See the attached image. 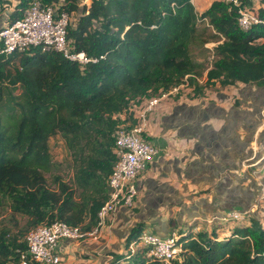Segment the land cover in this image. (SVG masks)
Masks as SVG:
<instances>
[{
  "label": "trees",
  "instance_id": "obj_1",
  "mask_svg": "<svg viewBox=\"0 0 264 264\" xmlns=\"http://www.w3.org/2000/svg\"><path fill=\"white\" fill-rule=\"evenodd\" d=\"M29 1L15 0L8 18L19 16ZM41 1L75 14L66 46L97 59L79 62L39 49L0 55V206L7 204L16 226L0 228V264L17 263V248H26L23 237L38 224H96L109 196L115 129L136 121L130 104L185 81L193 96L216 84L264 88V24L241 27L236 6L226 0H212L200 12L192 0H88L82 6L79 0ZM244 3L252 7L253 0ZM256 11L264 19V6ZM193 46L211 60L196 57ZM57 134L73 175L69 182L52 174L51 187L45 174L61 166L50 152ZM17 214L25 219L20 226ZM248 220L223 238L215 229L183 237L182 258L168 264H264V223L255 214ZM145 226L141 220L130 228L126 250L113 254L111 264H163L146 256L147 247L128 248Z\"/></svg>",
  "mask_w": 264,
  "mask_h": 264
},
{
  "label": "crops",
  "instance_id": "obj_2",
  "mask_svg": "<svg viewBox=\"0 0 264 264\" xmlns=\"http://www.w3.org/2000/svg\"><path fill=\"white\" fill-rule=\"evenodd\" d=\"M194 1L200 12L212 0ZM200 3L203 6L199 7ZM252 6H264V0H253ZM248 88L251 100L246 101L241 100L242 91L240 98L231 101L228 97L215 102L206 97L189 99L180 93H170L160 101L150 114L144 134L159 151L135 178L138 192L134 209L130 212L118 208L106 219L98 239L63 240L61 264H111L113 254L126 250L130 228L141 220L145 228L159 235L187 230L197 237L199 231L210 233L214 227L218 231L220 224L225 229L218 238L228 235L234 225L207 222L205 218L249 207L251 195L261 187L252 182L262 176L256 174L261 168L250 172L248 165L253 157L250 135L253 141L264 125L255 106L264 104V91ZM209 134L216 138L210 139ZM214 142L220 146L211 156L206 144ZM258 151L254 150V154L258 155ZM226 190L232 191L231 198L226 196Z\"/></svg>",
  "mask_w": 264,
  "mask_h": 264
},
{
  "label": "built area",
  "instance_id": "obj_3",
  "mask_svg": "<svg viewBox=\"0 0 264 264\" xmlns=\"http://www.w3.org/2000/svg\"><path fill=\"white\" fill-rule=\"evenodd\" d=\"M63 1V0H62ZM237 8V19L241 27L247 29L252 24L262 23L264 19L258 12L244 3V0H226ZM73 12L59 10L57 3L47 4L41 0H30L21 14L14 19L0 23V55L12 52L58 51L72 60L86 62L89 58L83 51L70 52L66 46V31ZM102 57V56H101ZM172 86L160 94L142 98L140 103H132L128 111H133L136 121L120 123L115 129L113 151L115 162L107 177L109 196L97 211V222L90 229L63 220L41 223L26 232L23 239L25 249L17 248L19 258L16 264H61L64 260L62 241L81 240L87 237L98 239L106 219L120 207L132 211L138 192L135 178L143 172L158 154V147L148 141L144 134L148 119L160 101L172 93L173 89L184 85ZM123 118L126 114H119ZM251 210L232 209L206 217L207 222L221 223L227 220L245 221ZM193 238L189 231L172 230L167 235H159L151 229L143 228L136 241L128 248L147 247L146 256L157 258L163 264L173 259L180 260L184 250V238Z\"/></svg>",
  "mask_w": 264,
  "mask_h": 264
},
{
  "label": "rangeland",
  "instance_id": "obj_4",
  "mask_svg": "<svg viewBox=\"0 0 264 264\" xmlns=\"http://www.w3.org/2000/svg\"><path fill=\"white\" fill-rule=\"evenodd\" d=\"M11 2V5H7L6 3L0 5V23H3L7 20V15L9 13V10H12V7L14 6V2L15 0H9ZM200 1V0H198ZM80 5H84V4H88V0H79ZM194 6H195V1L192 0ZM201 6H203V4H199ZM256 5V4H255ZM196 8V7H195ZM252 8L254 10H256V6H252ZM72 18L75 19V14L73 13ZM204 23H200V26H203ZM208 27V31L207 32H212L213 28L211 26H207ZM214 44V42H207L205 43L204 46L206 47H211ZM192 52L193 54L197 55L196 57H198L199 59H208L211 60L212 56H207V52L203 53L200 49L199 46H193L192 47ZM203 77L200 78V81H203ZM185 83L184 85L178 87L177 90L172 91V93L174 95H182L183 98H199L202 99L204 97L207 98V100L210 101H220V100H224L226 99V97L229 98V100L231 101V99L236 98L237 96L240 98V92L242 91L241 94V100H249L251 97V94L246 93L247 90H249L248 87H251L253 91L255 92H261L264 91L263 87L257 86L256 84L253 83H237V84H228L225 86H220L218 84L216 85H209L204 93L202 95H198V96H193L192 93V88L190 87V85H187V81L182 82ZM242 86H245L247 88H243ZM241 88V89H239ZM170 95V94H169ZM181 96V97H182ZM247 96V97H245ZM168 98V97H167ZM166 99V97H164L162 100ZM237 99V98H236ZM264 99V97H263ZM161 100V101H162ZM251 100V99H250ZM249 104V103H247ZM245 105V104H244ZM246 106V105H245ZM255 106H257L258 112H261V121L264 122V104H255ZM263 129H261L259 131V133H256L255 135V139L253 141L252 140V136L250 135V142H252L253 144V148H252V153H253V157L250 156L249 158V165H248V170H250V172L252 171H257L259 170L258 168H261L260 171H257L256 174H261L262 176H258L257 178H254V180L252 182H254V184L256 185L257 182L258 184L261 186L260 188H258L255 191V194L252 196L250 203H249V207L248 209L251 210V214H255L256 216H258V218L261 220L262 223H264V182H262V177L264 178V125L262 127ZM253 130V128H252ZM254 131V130H253ZM251 132V130H250ZM253 134V133H252ZM257 137V138H256ZM50 144V152L52 154V157L54 160L61 162V166L59 169L53 171V172H48L46 173V178H47V183L49 186H54L53 183V178H52V174L54 173H58L64 180L71 182L72 181V175H73V169L71 167L70 164V154L69 151L65 145L64 140L62 139V137L57 134L54 135L53 137L50 138L49 141ZM254 150H260L258 151L259 154L256 155L254 154ZM257 161V162H256ZM258 164V167L257 165ZM252 170V171H251ZM254 174L253 176L255 177ZM251 181V180H250ZM249 214V215H251ZM247 216L245 221H239V220H227V221H223L225 224H229L231 226L235 225V224H245L248 220ZM18 219L19 222V226L22 225L24 223V217L20 216L19 214H17L15 216ZM13 220H12V215L10 213V210L7 207V204L4 203L3 205L0 206V228L2 226H8L11 231H14L16 226H14L13 224ZM220 228L218 229V231H215V234L218 236L220 235L219 232L223 231L225 228L221 227V224L219 225ZM227 226V225H226ZM145 228V227H144ZM216 229V227H214ZM228 228V226H227ZM223 229V230H222ZM221 236H223V233L221 234ZM221 238V237H220ZM121 264H125V261L123 260L121 262Z\"/></svg>",
  "mask_w": 264,
  "mask_h": 264
},
{
  "label": "water",
  "instance_id": "obj_5",
  "mask_svg": "<svg viewBox=\"0 0 264 264\" xmlns=\"http://www.w3.org/2000/svg\"><path fill=\"white\" fill-rule=\"evenodd\" d=\"M208 137L210 139H213V138H216V135L214 134H209ZM205 138V136L201 137V139ZM220 146L219 142H214V143H207L206 144V147H207V151H208V155H211V156H215L216 154V151H217V148Z\"/></svg>",
  "mask_w": 264,
  "mask_h": 264
},
{
  "label": "flooded vegetation",
  "instance_id": "obj_6",
  "mask_svg": "<svg viewBox=\"0 0 264 264\" xmlns=\"http://www.w3.org/2000/svg\"><path fill=\"white\" fill-rule=\"evenodd\" d=\"M250 188H251V184H250ZM251 193H252V192L250 191V194H251ZM225 194H226V196H229V198H231V196H232V191H231V190H226ZM251 196H253V194H252ZM229 201H230V200H229Z\"/></svg>",
  "mask_w": 264,
  "mask_h": 264
},
{
  "label": "clouds",
  "instance_id": "obj_7",
  "mask_svg": "<svg viewBox=\"0 0 264 264\" xmlns=\"http://www.w3.org/2000/svg\"><path fill=\"white\" fill-rule=\"evenodd\" d=\"M248 208V207H247ZM244 209H246V208H244ZM250 214H251V212H250ZM247 223H249V221H247Z\"/></svg>",
  "mask_w": 264,
  "mask_h": 264
}]
</instances>
